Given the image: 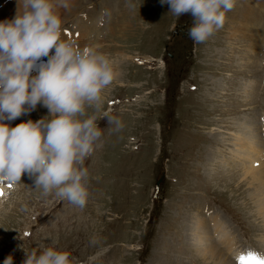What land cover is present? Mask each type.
I'll return each mask as SVG.
<instances>
[{"label": "rangeland", "instance_id": "rangeland-1", "mask_svg": "<svg viewBox=\"0 0 264 264\" xmlns=\"http://www.w3.org/2000/svg\"><path fill=\"white\" fill-rule=\"evenodd\" d=\"M9 1L0 0V8ZM68 5L59 14L61 38L78 39L81 48L95 47L119 61L97 115L109 112L125 127L110 134L106 120H98L102 146L85 161L90 195L83 209L43 197L26 174L11 187L0 181V264L9 254L21 264L24 249L52 240L71 254L72 264H212L183 252V217L188 220L192 210L207 219L217 211L239 247L264 253L263 221L245 195L247 184L240 193L244 185H228L222 170L205 161L221 135L226 140L217 139L216 146L228 153L225 142L236 118L253 116L264 134V0H235L224 26L204 43L192 40L185 60L172 47L174 58L166 53L177 17L160 0ZM47 114L38 104L10 126Z\"/></svg>", "mask_w": 264, "mask_h": 264}, {"label": "clouds", "instance_id": "clouds-1", "mask_svg": "<svg viewBox=\"0 0 264 264\" xmlns=\"http://www.w3.org/2000/svg\"><path fill=\"white\" fill-rule=\"evenodd\" d=\"M160 3L168 4L177 18L191 15L187 33L198 44L221 29L225 14L235 7V0ZM68 6V0H19L14 18L0 21V181L19 183L26 174L43 197L54 195L83 209L90 195L85 161L102 146L98 120H106L110 134L122 132L125 125L109 112L97 115L102 93L113 82L114 64L95 47L61 39L58 9ZM38 104L47 116L10 126ZM249 253L264 260V253L241 248L234 253L236 264H252L241 259ZM3 264H13L11 254ZM21 264H72V259L52 240L24 249Z\"/></svg>", "mask_w": 264, "mask_h": 264}, {"label": "bare ground", "instance_id": "bare-ground-1", "mask_svg": "<svg viewBox=\"0 0 264 264\" xmlns=\"http://www.w3.org/2000/svg\"><path fill=\"white\" fill-rule=\"evenodd\" d=\"M69 1L70 0H68V3ZM18 9L19 0H10L0 8V21H3L5 19H13ZM63 10V7L59 8L58 14L62 13ZM124 24L125 21H122L119 30L123 28ZM61 39L66 40L64 38ZM72 41L82 47L80 40L73 38ZM82 42L84 43V41ZM118 62L119 61H113L114 68L117 69L116 73L114 74L115 79H117L119 72ZM219 81L220 86H217H225L223 80ZM247 85H249L248 82L244 83L242 87L244 91L247 90V88L245 87ZM238 88H240V86L231 89V93L233 90L236 92ZM246 93L247 92H245L244 94L247 95ZM256 120L253 116L248 117L247 120L244 119L243 116L239 120H237L236 118L234 122L238 124L233 128L235 129V131L231 132L232 134L230 135V139L225 142L226 145H229L226 147L227 150L229 149L228 153L222 152V149L216 146V144L219 143L217 139H220L221 142H224L226 140L225 137L223 135H221L220 138L215 137L216 140L214 139V141L216 144L212 149H210L211 154L205 155V161L206 164H208L209 169L212 168V166H214V168L215 166H217L220 168V170H222V174H219L222 176V179L227 180L226 183L228 185L234 186L237 189L244 185L240 190V193L243 191V189L248 188V194L246 193L245 195H248L250 200H252L253 198V201L256 204L255 206L257 215L262 218L261 220L263 221V223L261 224V231L259 233L262 236L261 240H264V134H260V131L257 132V130L255 129ZM213 150L216 154H212ZM216 151H218V153ZM202 153L200 152V155ZM232 163H235V166ZM245 184H247V187H245ZM249 203L251 202L249 201ZM190 214L191 215L188 216L189 219L187 218L188 220H186V215L183 217V221L185 222V230H188L184 233L185 238L183 237V242L185 244L183 245V252L187 251L188 249L189 253L193 254L196 257H202L203 261H211L212 264H235V262L232 263V260L235 261V251L237 249L246 247H239V244L236 242L232 233H230L226 229V225H224L219 219L220 216L218 212H213L212 215L208 217V219L206 217L200 216L196 210H192ZM205 263L203 262V264Z\"/></svg>", "mask_w": 264, "mask_h": 264}, {"label": "flooded vegetation", "instance_id": "flooded-vegetation-1", "mask_svg": "<svg viewBox=\"0 0 264 264\" xmlns=\"http://www.w3.org/2000/svg\"><path fill=\"white\" fill-rule=\"evenodd\" d=\"M191 25L192 20L190 14H182L180 17L176 18L174 25L171 29V38H169V40L165 44L166 53L169 54V57L174 58V53L168 50L169 47H172L174 50H176V58L185 60L183 56H185V52H189L188 48L192 41V39L189 38L187 33V30L191 27ZM168 72L169 66L167 67L166 73ZM164 91L167 95L164 94L163 98L165 101H167L169 99L171 89L166 87Z\"/></svg>", "mask_w": 264, "mask_h": 264}, {"label": "snow or ice", "instance_id": "snow-or-ice-1", "mask_svg": "<svg viewBox=\"0 0 264 264\" xmlns=\"http://www.w3.org/2000/svg\"><path fill=\"white\" fill-rule=\"evenodd\" d=\"M8 186L11 187V184H9ZM0 195H3L2 190H0ZM241 259H242V261L243 260H250V261H252V264H264V260H260V259L256 258L254 256V254H252V253H249L248 257H242Z\"/></svg>", "mask_w": 264, "mask_h": 264}, {"label": "water", "instance_id": "water-1", "mask_svg": "<svg viewBox=\"0 0 264 264\" xmlns=\"http://www.w3.org/2000/svg\"><path fill=\"white\" fill-rule=\"evenodd\" d=\"M157 185L159 184V182L156 183Z\"/></svg>", "mask_w": 264, "mask_h": 264}]
</instances>
